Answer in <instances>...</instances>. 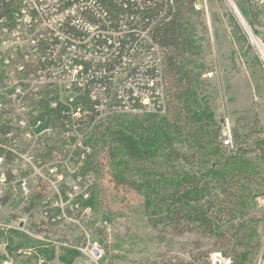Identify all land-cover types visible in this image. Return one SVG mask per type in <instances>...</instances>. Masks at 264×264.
<instances>
[{
	"label": "built area",
	"instance_id": "built-area-1",
	"mask_svg": "<svg viewBox=\"0 0 264 264\" xmlns=\"http://www.w3.org/2000/svg\"><path fill=\"white\" fill-rule=\"evenodd\" d=\"M112 1L128 8L127 0ZM153 25L139 12H110L98 0H0V207L19 197L30 206L31 181H46L54 200L45 201L36 222L26 215L38 232L21 221L0 222L2 231L50 242L48 225L89 208L92 174L83 166L95 127L111 115L165 111L162 48ZM221 132L232 147L230 127ZM65 172L73 181L62 189ZM256 203L264 204V194ZM101 254L93 247L95 260ZM200 264L232 260L212 253ZM255 264H264V236Z\"/></svg>",
	"mask_w": 264,
	"mask_h": 264
},
{
	"label": "rangeland",
	"instance_id": "rangeland-1",
	"mask_svg": "<svg viewBox=\"0 0 264 264\" xmlns=\"http://www.w3.org/2000/svg\"><path fill=\"white\" fill-rule=\"evenodd\" d=\"M192 7L188 16L200 45L191 64L198 75V94L221 128L228 125L238 133L260 129L264 136V0H194ZM109 157L105 148L96 154L97 169H84L92 174V185L96 184L92 189L99 192L95 207L88 202L91 189L88 209L66 214L58 224L47 226L45 235L50 242L34 241L18 230L0 229V264H36L38 255L47 264H67L62 256L70 249L78 252L70 264H200L212 253L231 258L229 251L224 254L218 248L215 237L187 226L184 220L175 227L171 221L149 215L144 188L135 191L112 182ZM260 167L261 173L251 183L257 196L264 194V163ZM69 169L75 167L69 165ZM72 176L64 173L62 189L70 185ZM257 196L247 201L244 220L253 219L260 244L251 250L246 264H255L264 236V204L256 203ZM52 199L46 181H31L30 206L20 197L3 205L0 222L17 226L21 221L38 232L34 223L27 225L24 219L31 213L32 221L39 220L45 201ZM59 205L63 209L64 202ZM20 246L32 251L19 254L16 249ZM93 247L101 250L98 260L92 256Z\"/></svg>",
	"mask_w": 264,
	"mask_h": 264
},
{
	"label": "trees",
	"instance_id": "trees-1",
	"mask_svg": "<svg viewBox=\"0 0 264 264\" xmlns=\"http://www.w3.org/2000/svg\"><path fill=\"white\" fill-rule=\"evenodd\" d=\"M98 1L110 12H139L144 21L154 22L166 107L162 113L111 115L99 123L89 139L93 152L84 169H97L96 154L107 148L112 182L135 191L144 188L149 215L175 227L184 220L215 237L218 248L230 252L232 264H246L260 244L253 219L245 221L244 215L247 201L258 195L251 183L264 163V136L260 129L232 130L233 146L224 145L221 125L198 94V75L191 67L200 52L188 16L194 0H127L128 8ZM91 194L88 202L95 207L99 192L92 189ZM77 255L70 249L62 258L70 264Z\"/></svg>",
	"mask_w": 264,
	"mask_h": 264
},
{
	"label": "water",
	"instance_id": "water-1",
	"mask_svg": "<svg viewBox=\"0 0 264 264\" xmlns=\"http://www.w3.org/2000/svg\"><path fill=\"white\" fill-rule=\"evenodd\" d=\"M240 15V14H239ZM240 17H241V15H240ZM252 35V34H251Z\"/></svg>",
	"mask_w": 264,
	"mask_h": 264
}]
</instances>
